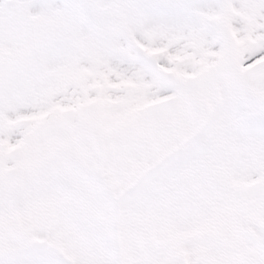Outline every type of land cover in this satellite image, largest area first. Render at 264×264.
Instances as JSON below:
<instances>
[{"label": "snow or ice", "instance_id": "6c2138e0", "mask_svg": "<svg viewBox=\"0 0 264 264\" xmlns=\"http://www.w3.org/2000/svg\"><path fill=\"white\" fill-rule=\"evenodd\" d=\"M0 264H264V0H0Z\"/></svg>", "mask_w": 264, "mask_h": 264}]
</instances>
